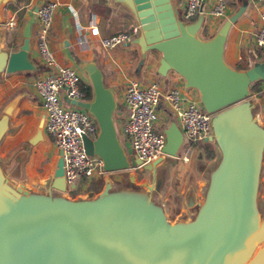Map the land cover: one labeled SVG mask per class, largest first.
I'll list each match as a JSON object with an SVG mask.
<instances>
[{"label": "water", "instance_id": "water-1", "mask_svg": "<svg viewBox=\"0 0 264 264\" xmlns=\"http://www.w3.org/2000/svg\"><path fill=\"white\" fill-rule=\"evenodd\" d=\"M113 1L128 10L138 25L137 34L125 45L135 44L141 59L147 51H156L155 72L160 76L176 73L184 88L196 91L203 109L211 115V132L203 141H214L220 157L208 174L204 198L191 219L169 222L145 193L111 189L107 179L94 197L71 199L51 194L50 188L66 189L58 149L44 194L29 192L21 184L11 185L0 172V264H264V217L258 218L254 205L264 130L253 119L246 99L249 84L264 79V58L238 69L222 57L228 27L243 7L227 16L209 37H201L202 14L184 22L177 17L172 0ZM6 2L0 0V22ZM36 7L21 25L16 49L0 50L4 73L35 68L28 58V45ZM80 68L91 97L67 103L86 109L95 119L97 133L92 139L83 135L82 147L86 154L99 158L104 172L140 165L153 174L163 156L177 155L182 134L170 119L162 128L161 155L145 164L129 156L116 134L111 89L103 84L93 61L82 62ZM16 100L14 96L2 106L4 116L11 114ZM43 139L39 122L26 142L33 145ZM119 178L115 174L114 179ZM141 185L147 191L156 189L145 182Z\"/></svg>", "mask_w": 264, "mask_h": 264}, {"label": "crops", "instance_id": "crops-1", "mask_svg": "<svg viewBox=\"0 0 264 264\" xmlns=\"http://www.w3.org/2000/svg\"><path fill=\"white\" fill-rule=\"evenodd\" d=\"M40 1L42 0H7L1 10L0 22V43L3 42L2 44L5 46L4 50L9 51L16 49L21 41L20 28L23 21L19 23L18 15L25 20L26 16L31 12L32 7L37 5ZM54 1L57 3V7L52 14V22L48 31V46L52 54L60 63L75 68L80 80L86 83H88V81L85 73L80 68V64L87 60L94 62L101 72L103 84L109 87L114 95L115 110L112 119L114 126L117 124L120 130L127 113L126 106L122 99V92L125 83L129 77L138 78L137 73L139 72H146L151 67L155 70L158 58L154 64L149 54H147V58L145 56V59H143L138 65V61L141 58L136 45L134 49L131 47H124V45L116 46L112 49H105L100 46L99 39L101 37L137 25L132 14L119 3H116L113 0ZM172 1L176 11H180L184 0ZM212 2L213 0H204L201 4V10L204 14L203 20H210L209 18H206L205 14L210 8ZM223 2L224 13L217 19H211V27L213 31H215L227 16L232 14L238 7H243L241 14L228 27L222 52V57L226 64L234 68L243 69L250 66L255 60H258L256 54L257 51L253 45L252 37L257 26V12L264 5V0H223ZM7 4L9 5L7 6ZM69 8L71 10H69ZM12 11L17 15V25L13 29H5L2 22L8 13ZM88 24L97 28V34L91 35L88 33ZM34 28L35 26L33 25L28 45V58L32 64H34L35 68L32 71H27L26 74L20 75V77L11 78L6 81L4 89L7 90L9 95L3 103L4 105L9 99L17 96L11 114L17 112L24 113L28 118V122H31V127L34 126L31 134L34 132L38 123L43 122V111L40 107L39 97L31 84L34 77L44 73V67L37 55L33 33ZM6 41H9L12 44L7 46ZM94 45L97 46V49L94 48ZM130 50H135L137 52L135 55H132ZM138 56L139 60H137ZM134 61L135 65L132 64ZM18 72L23 71L6 74H14ZM154 74L155 76L158 75L156 72H154ZM168 77L172 82L168 85L160 86L165 88L171 85H178L183 91H185L182 80L176 73H170ZM251 84L252 87L249 88L251 92L250 95L255 93V87L260 85L264 88V81L261 82L260 80H254ZM262 101L264 103V99H262ZM61 102L63 104H68L67 99L63 95H61ZM49 140L51 146L55 149V157L53 159L56 160L58 148L52 141L51 137H49ZM120 143L123 147L122 142ZM124 146L130 149L125 137ZM50 155L52 156L51 152ZM164 159L163 156L162 162L159 164L164 163ZM165 168V173L168 174V176L165 177L158 173L154 179L151 178L149 180L148 184L156 187V189L151 190L154 191L155 197L153 199L150 196L149 197L154 203L161 207L166 220L169 222L189 220L192 218L190 215L193 213L194 206L199 203V199H197V191H192L193 193L188 195L189 191L186 192V190L189 187L193 188V190L195 187L198 190L199 187L195 184L199 183V179L192 180L190 183L184 176V171H179V187H177V189L183 199L180 201L173 200L170 195V190L173 189L171 188V185L174 181L169 167L166 166ZM106 177L107 175L103 173L102 175L91 177L88 180L77 178L74 181L73 187H70L63 192L50 188L49 192L51 194L56 193L57 195L59 194L73 199L80 197H94L103 188ZM169 183L171 185H169ZM183 184H185V187L182 186ZM51 189L55 192H52Z\"/></svg>", "mask_w": 264, "mask_h": 264}, {"label": "built area", "instance_id": "built-area-1", "mask_svg": "<svg viewBox=\"0 0 264 264\" xmlns=\"http://www.w3.org/2000/svg\"><path fill=\"white\" fill-rule=\"evenodd\" d=\"M255 1V0H249ZM204 0H184L177 17L184 22L192 21L198 13L202 14L199 29H204L209 37L213 34L212 20L224 13L223 0H213L206 12L208 21L203 20L201 4ZM57 7L54 0L38 2L34 12V37L39 60L44 73L32 79L31 84L39 97L43 111L42 131L52 138L61 151L62 177L65 188L69 189L77 178L88 180L102 175L101 162L96 155H88L82 147V136L92 139L98 127L93 116L77 105L66 106L61 102V95L67 100L87 101L84 91L79 87V75L75 68L60 63L48 46V31L52 14ZM69 10H71L69 8ZM5 29L17 25V15L9 12L2 22ZM88 33L97 34V28L88 24ZM138 32V25L132 26L129 32L119 30L103 36L99 44L105 49H112L125 43ZM253 45L259 54L264 56V5L257 12V26L253 33ZM193 91V92H192ZM254 95V94H252ZM122 99L127 109L124 122L119 131L123 134L132 154L141 164L149 163L161 155L164 134L156 126V112L167 109L181 131L182 139L191 144L203 141L211 132L210 117L198 100L194 89L183 91L178 85L163 88L153 80H141L129 77L125 83ZM258 102L256 98L251 102ZM183 160L187 156H182ZM65 189V190H66Z\"/></svg>", "mask_w": 264, "mask_h": 264}, {"label": "rangeland", "instance_id": "rangeland-1", "mask_svg": "<svg viewBox=\"0 0 264 264\" xmlns=\"http://www.w3.org/2000/svg\"><path fill=\"white\" fill-rule=\"evenodd\" d=\"M27 18V16H26ZM4 31V30H3ZM137 34V33H136ZM134 34L132 37H134ZM198 34L201 37H204L206 31L204 29H199ZM1 41V40H0ZM3 43V42H2ZM0 43V50H4L5 46ZM122 46V44H119ZM124 47L135 48V44L124 45ZM94 48L97 49V46L94 45ZM132 55H135L137 51L130 50ZM149 54L152 62L155 64L156 59L158 58V53L154 50H149L145 53L144 57L141 59H145V56ZM258 56V60L264 58L262 54L256 53ZM137 58V57H136ZM147 58V56H146ZM136 60V59H135ZM139 60V56L137 58ZM135 65V61L132 63ZM147 72V73H146ZM143 73H137L138 79L141 80H153L159 85H168L170 82L168 75L174 74L173 71H168L164 76L157 75L155 76L154 68L151 67L149 70ZM27 71L18 72L14 74H6L2 70H0V118L4 115L1 112V108L3 103L8 97L7 90L4 89L5 83L7 80L11 78L20 77V75L26 74ZM261 82L264 79H256ZM252 87V84H249V88ZM191 89V88H187ZM254 95L247 96V100L251 103L254 98L257 99L258 102L252 103L250 111L253 119L257 122L259 126L264 130V103L260 101V97L264 96V88L260 85L255 87ZM69 106V104H65ZM115 110V109H114ZM113 110V112H114ZM113 115V113H112ZM156 126L157 128L164 127L170 119L173 117L170 116L167 109L156 112ZM5 126L3 132L0 136V172L2 176L7 180L8 183L15 186L21 184L24 189L32 193H42L48 191L49 183L52 178V171L54 168V157H55V149L51 146L49 137L44 135V139L42 141H38L33 145H30L26 142V139L31 135L34 126L31 127V122H28V118L24 113L17 112L12 113L10 115L4 116ZM34 125V123H33ZM35 130V129H34ZM116 134L119 142H122L124 150L128 155L132 154L130 149L124 146V137L119 131L118 125H115ZM121 144V143H120ZM211 147L213 149V157L209 159H205L202 151V142H196L195 144H191L182 139V142L177 150V155L175 157H167L164 156V163L158 164L156 166V172L162 174L163 176H168L165 173L166 166L169 167L173 177V183L171 185L173 189L170 190V195L173 200H181L183 197L178 192L177 187L178 184V173L179 171H184V176L191 183L192 180L199 179V183L195 185L199 187L187 188L186 192L189 191L188 195L192 194V191H197V199H199V203L202 202L206 187L208 184V174L209 172L216 166L218 163L220 153L214 141H210ZM50 152L52 156L50 155ZM182 156H187L186 160L182 159ZM136 167V166H135ZM188 168V169H187ZM107 175L106 179L110 183L111 189H120L127 188L129 190H134L139 193H145L147 196H150L152 199L155 197L154 191H147V188L141 185L142 182L148 184L150 177L146 172H138L134 168L124 169L120 172H104ZM165 173V174H164ZM115 174H119L120 178L115 180ZM128 176H132L133 180L129 181ZM185 187V184L182 185ZM47 189V191H46ZM185 189V188H184ZM52 192H55L51 189ZM185 191V190H184ZM55 195H57L55 193ZM66 197V196H65ZM80 198H88V197H80ZM72 199V198H71ZM77 199V198H76ZM254 205L258 218L264 217V143L261 149V156L259 162V170L257 176V184L254 194ZM197 209V205L194 206V210L191 217L195 214ZM262 244L258 243L254 250Z\"/></svg>", "mask_w": 264, "mask_h": 264}, {"label": "trees", "instance_id": "trees-1", "mask_svg": "<svg viewBox=\"0 0 264 264\" xmlns=\"http://www.w3.org/2000/svg\"><path fill=\"white\" fill-rule=\"evenodd\" d=\"M9 4H7L8 6ZM18 20H19V23H21L22 21H24V19H22L19 15H18ZM124 31L126 32H129L130 31V28L129 29H125ZM12 43H10L9 41L7 42L6 41V45L7 46H10ZM79 84V87L84 91L85 93V97L89 98L91 96V88H90V85L84 81H81L79 80L78 82ZM203 143L202 145V151H203V156L205 159H209V158H212L213 157V149L211 147V144L210 142L208 141H200Z\"/></svg>", "mask_w": 264, "mask_h": 264}, {"label": "flooded vegetation", "instance_id": "flooded-vegetation-1", "mask_svg": "<svg viewBox=\"0 0 264 264\" xmlns=\"http://www.w3.org/2000/svg\"><path fill=\"white\" fill-rule=\"evenodd\" d=\"M129 168H134L138 172H146L149 175L150 179H154L155 176L158 174V172H156V168H154L153 174L150 171L143 170L140 165H131Z\"/></svg>", "mask_w": 264, "mask_h": 264}]
</instances>
